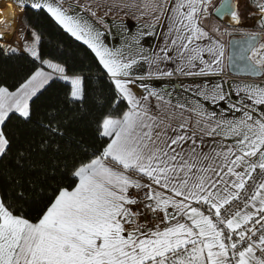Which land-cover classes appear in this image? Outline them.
Wrapping results in <instances>:
<instances>
[{"label":"snow or ice","instance_id":"snow-or-ice-1","mask_svg":"<svg viewBox=\"0 0 264 264\" xmlns=\"http://www.w3.org/2000/svg\"><path fill=\"white\" fill-rule=\"evenodd\" d=\"M28 2L91 50L101 68L97 82H110L114 95L110 103L94 97L99 108L107 104L95 124L102 143L95 149L80 144L84 155L61 169L67 183L44 187L47 175L39 185L12 176L10 187L0 190V264H264V0L97 4L105 15L115 10L144 20L148 32L141 35L159 30L160 45L150 60L157 78H198L185 89L198 99L175 104L170 93L166 98L146 85L139 87L147 95L133 90L134 66L149 58L133 54L131 45L127 54L109 47L97 27L110 30L103 16L94 23L71 14L63 0ZM24 6L20 0L18 7ZM80 7L97 17V9ZM213 13L226 17V26L211 22ZM249 20L259 31L246 27ZM30 31L27 45L0 44L7 58L27 53L30 59L22 80L0 83V164L13 158L20 170L35 167L37 147L60 152L68 123L64 106L84 111L92 96L91 69L51 58L42 50L41 34ZM237 33L240 39L224 42ZM168 62L173 70L160 71ZM231 71L260 82L226 91L222 77ZM55 83L66 88L62 106L39 111L36 101ZM201 100L226 102L227 109L209 111ZM226 112L240 115L229 118ZM36 129L47 136L38 146L30 139ZM36 200L40 208L33 218L25 207Z\"/></svg>","mask_w":264,"mask_h":264},{"label":"trees","instance_id":"trees-1","mask_svg":"<svg viewBox=\"0 0 264 264\" xmlns=\"http://www.w3.org/2000/svg\"><path fill=\"white\" fill-rule=\"evenodd\" d=\"M212 18L218 21L214 16H212ZM22 20L21 29L17 30L16 34L24 45L28 38V28L30 30H35L41 34L42 50L48 54V56L55 59H62V61L67 62L70 66H75L76 69H91V73L89 74L93 76V80L90 83L92 96L85 102L84 111L73 110L64 106L65 112L62 118L66 119L68 123L65 129V137L63 139L58 138L61 145L59 153L51 149L48 152H40L37 147L36 152L31 156V163L35 165V167L29 168L26 165L23 170L17 169L14 166L13 158H9V160L0 164V190L10 187L12 182L10 177L12 176H17L26 180L32 179L39 185L44 181L47 175L48 183L44 184V187H50L53 183L60 181L67 183L68 178L66 175L62 174L61 169L65 167L66 163L70 167L73 162V157H82L84 155L80 150V144H83L84 147L89 149H95L102 143V141L97 139L95 124L102 113L107 110V104L105 108H99L94 102V97L96 95H103L106 101L110 103L114 95L113 85L110 82L106 79H101L97 82L95 77L101 72V68L91 50L60 28L46 12L41 11L38 13L37 10L26 6L24 8ZM246 26L255 28L252 27L253 24L251 21H249ZM236 36L241 37L238 33L234 34L233 37ZM231 38L232 37L228 36V41ZM29 67L30 59L27 53H17L11 58H7L3 54H0V83L9 86L18 83L23 79ZM97 89H102V92L97 91ZM65 91L66 88L62 83L53 84L40 99L36 101L35 107L43 112L44 108L48 105L62 106V98ZM120 107L124 108L125 104L122 103ZM12 124H16L15 119L12 121ZM46 138V134L41 129H36L32 132L30 137V139H35L37 146L41 139ZM77 141L80 143H77ZM19 146L23 147V145ZM14 155L15 153L13 156ZM53 169H55V176L51 175ZM39 208L40 201L36 200L32 204L26 205L25 213L35 218Z\"/></svg>","mask_w":264,"mask_h":264},{"label":"crops","instance_id":"crops-1","mask_svg":"<svg viewBox=\"0 0 264 264\" xmlns=\"http://www.w3.org/2000/svg\"><path fill=\"white\" fill-rule=\"evenodd\" d=\"M99 2H102V0H63L65 8L70 10V13L73 15L82 14L94 23L97 18L101 16L104 17L106 25L110 30H106L104 25L97 24V27H99L100 30L104 32V40L109 47L123 48L127 54L129 52L128 45H131V52L133 54L141 53L144 57L149 58L148 60H140V63L134 66L132 78L135 79L136 87H134L133 90L138 94L142 93L147 95L145 89L143 87H139L140 85H146L149 88H154L160 91L162 94H165L166 98L167 94L170 93L173 104H175L178 99L181 102L186 100L195 102V100L198 98L192 93L186 92L185 89L192 87L194 81L198 82V78L183 77L176 74H174L172 77L157 78V67L155 64H150V60L153 56V53L158 50L160 45V40L158 39L159 30H157L156 36L147 34L141 35L142 32H148V29L144 28V20H137L132 15H127L124 12L117 13L115 10L105 15V8L99 7L97 9V4ZM19 3L20 0H0V31L2 29H8L6 31L9 32L12 28V25L17 20V16L19 20L17 30L21 29V20L24 14V8L26 6L30 7V5L28 0H24L25 6L20 8L18 7ZM81 5H90L94 9H97V17H91L88 12L82 10L80 7ZM9 12L10 15H6V13ZM6 21L7 23H5ZM217 23L221 24L219 20ZM1 34L3 35V33ZM6 37L8 38V36H5V38L2 37V39H0V44H2L4 40H7ZM136 40L139 42L136 43ZM11 43L12 45H23V42L17 37V35L16 41ZM173 68L174 65H172L171 62L161 63L159 65L160 71L173 70ZM149 71L153 72L152 76H149ZM137 77H143V79H136ZM222 79L224 81V88L226 91L229 90L230 86H233L234 84L260 82V79L233 77L230 76L228 72L222 77ZM237 99L238 98L234 94L230 97L231 101H236ZM150 101L153 105L156 104L154 97H151ZM201 103L204 104V106L209 111L219 112L221 109H227V103L223 101L219 104H214L210 101L201 100ZM226 115H228L229 118H232L234 115L239 116L240 114L226 112Z\"/></svg>","mask_w":264,"mask_h":264},{"label":"rangeland","instance_id":"rangeland-1","mask_svg":"<svg viewBox=\"0 0 264 264\" xmlns=\"http://www.w3.org/2000/svg\"><path fill=\"white\" fill-rule=\"evenodd\" d=\"M221 2V0H214V3L216 4V6H218V4ZM246 2V0H240V3L241 4H244ZM9 16V15H8ZM17 16V15H16ZM8 19V18H7ZM23 21V20H22ZM211 21L212 22H215V23H217L218 21H216L215 19H211ZM250 21V20H249ZM18 23H19V20H18V16H17V20L14 22V24L12 25V28H11V30L9 31V32H7L6 30H8V29H2L1 31H0V36H2V37H4L5 38V36H8V38H7V40H4L3 42H2V44H12L11 42H15L16 41V31H17V26H18ZM249 23V22H248ZM247 23V24H248ZM220 24V23H219ZM222 25V24H221ZM223 26V25H222ZM246 27H248L249 28V30H252V31H259V29L256 27V26H252V27H255V28H251V26H246ZM5 28V27H4ZM19 30V29H18ZM28 31V38H27V40L25 41V45H27L28 43H30L31 41H32V39H33V37H32V35H31V31L28 29L27 30ZM1 33H3V35L1 34ZM18 37V36H17ZM19 38V37H18ZM20 39V38H19ZM223 39H224V42L227 44V42H228V36H224L223 37ZM21 40V39H20ZM13 46H17V44H14ZM19 46H24V44L23 45H19Z\"/></svg>","mask_w":264,"mask_h":264},{"label":"water","instance_id":"water-1","mask_svg":"<svg viewBox=\"0 0 264 264\" xmlns=\"http://www.w3.org/2000/svg\"><path fill=\"white\" fill-rule=\"evenodd\" d=\"M223 2V0L221 1V3ZM220 3V4H221ZM219 6V5H218ZM213 16L219 20L223 25H225V21L227 20L226 17H217L215 13H213ZM226 26V25H225ZM240 39L241 37H232L231 39ZM230 76H233V77H239V78H251V79H260L259 77H251V76H248L246 74H243V73H238L236 71H231V72H228Z\"/></svg>","mask_w":264,"mask_h":264},{"label":"bare ground","instance_id":"bare-ground-1","mask_svg":"<svg viewBox=\"0 0 264 264\" xmlns=\"http://www.w3.org/2000/svg\"><path fill=\"white\" fill-rule=\"evenodd\" d=\"M1 5V4H0ZM225 26V25H224Z\"/></svg>","mask_w":264,"mask_h":264}]
</instances>
